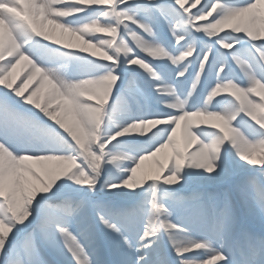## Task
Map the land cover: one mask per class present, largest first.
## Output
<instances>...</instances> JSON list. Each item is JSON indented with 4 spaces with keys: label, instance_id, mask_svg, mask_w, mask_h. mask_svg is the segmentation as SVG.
I'll use <instances>...</instances> for the list:
<instances>
[{
    "label": "snow or ice",
    "instance_id": "obj_1",
    "mask_svg": "<svg viewBox=\"0 0 264 264\" xmlns=\"http://www.w3.org/2000/svg\"><path fill=\"white\" fill-rule=\"evenodd\" d=\"M0 264H264V0H0Z\"/></svg>",
    "mask_w": 264,
    "mask_h": 264
},
{
    "label": "rangeland",
    "instance_id": "obj_2",
    "mask_svg": "<svg viewBox=\"0 0 264 264\" xmlns=\"http://www.w3.org/2000/svg\"><path fill=\"white\" fill-rule=\"evenodd\" d=\"M97 35H105V34H103V33H97ZM153 63H154V64H155V63H159V61H153ZM164 157H165V153H160V154H158L157 157H155V158H151V159H149V160H146V161L144 162L143 166H142L141 173H146V171H147L148 169H151L152 171H155V169H156L155 161H156L157 159L162 160V159H164Z\"/></svg>",
    "mask_w": 264,
    "mask_h": 264
},
{
    "label": "bare ground",
    "instance_id": "obj_3",
    "mask_svg": "<svg viewBox=\"0 0 264 264\" xmlns=\"http://www.w3.org/2000/svg\"><path fill=\"white\" fill-rule=\"evenodd\" d=\"M155 171H152L151 169H148L146 173H154Z\"/></svg>",
    "mask_w": 264,
    "mask_h": 264
}]
</instances>
